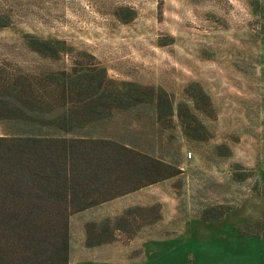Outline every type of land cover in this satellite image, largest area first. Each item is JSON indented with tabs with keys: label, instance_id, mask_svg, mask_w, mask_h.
Listing matches in <instances>:
<instances>
[{
	"label": "rangeland",
	"instance_id": "obj_1",
	"mask_svg": "<svg viewBox=\"0 0 264 264\" xmlns=\"http://www.w3.org/2000/svg\"><path fill=\"white\" fill-rule=\"evenodd\" d=\"M109 81L140 89L113 100ZM28 102L97 106L75 134L179 171L121 199L130 221L90 223L92 242L154 223L141 234L160 241L151 264H196L237 234L264 235V0H0V132L47 130Z\"/></svg>",
	"mask_w": 264,
	"mask_h": 264
},
{
	"label": "trees",
	"instance_id": "obj_2",
	"mask_svg": "<svg viewBox=\"0 0 264 264\" xmlns=\"http://www.w3.org/2000/svg\"><path fill=\"white\" fill-rule=\"evenodd\" d=\"M77 79L60 77L56 85ZM109 83L113 100L125 95L123 89H140L135 83ZM73 103H48L39 109L28 102V110L49 114L37 120L47 130L0 135V264H68L72 214L179 173L159 174L170 164L127 144L75 134V127L97 119L98 108L80 115V106ZM111 107L120 105L105 111ZM23 119L36 122L26 113ZM128 219L122 215L116 221Z\"/></svg>",
	"mask_w": 264,
	"mask_h": 264
},
{
	"label": "crops",
	"instance_id": "obj_3",
	"mask_svg": "<svg viewBox=\"0 0 264 264\" xmlns=\"http://www.w3.org/2000/svg\"><path fill=\"white\" fill-rule=\"evenodd\" d=\"M8 134L9 133L3 131L0 132V135ZM132 192L99 203L70 216L68 264L153 263L156 245H159L160 241H158L157 238L154 240L153 237L144 240L142 239L141 234L152 231L154 229V223L141 224L140 227L135 228L134 230H129L128 227L124 226H120V228L115 226L114 232H119L120 234L135 232L136 235H133L132 238H120L115 240L103 239L92 242L91 237H89L91 229L88 230V225L90 223H97L106 220L109 222L114 218L123 215L124 210L129 206V203L126 201L123 202L121 199L127 195H131ZM153 202L154 199H151L149 202H141L140 205H149ZM76 214L80 215V218L78 222L72 223ZM236 236V240L231 238L227 243L222 244L216 251H214L212 255L214 258L206 257L196 264H264V235H244L242 237H245L246 240L243 243L240 242L241 236L238 234ZM88 241H91V244H88ZM240 250L247 251V259L240 258Z\"/></svg>",
	"mask_w": 264,
	"mask_h": 264
}]
</instances>
